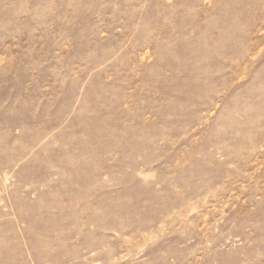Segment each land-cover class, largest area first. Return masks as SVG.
Masks as SVG:
<instances>
[{"label":"rangeland","instance_id":"1","mask_svg":"<svg viewBox=\"0 0 264 264\" xmlns=\"http://www.w3.org/2000/svg\"><path fill=\"white\" fill-rule=\"evenodd\" d=\"M0 264H264V0H0Z\"/></svg>","mask_w":264,"mask_h":264}]
</instances>
